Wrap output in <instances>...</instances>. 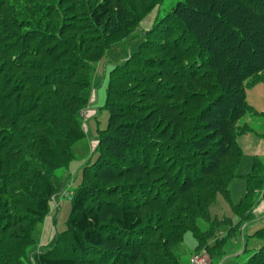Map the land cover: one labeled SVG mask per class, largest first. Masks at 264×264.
Wrapping results in <instances>:
<instances>
[{"label":"trees","instance_id":"trees-1","mask_svg":"<svg viewBox=\"0 0 264 264\" xmlns=\"http://www.w3.org/2000/svg\"><path fill=\"white\" fill-rule=\"evenodd\" d=\"M163 1L133 17V7L121 12L118 0H101L87 17L72 0H0V264H185L176 252L185 232L196 239L194 253L218 255L220 226L227 241L253 219L264 187L257 156L244 196L230 204L238 222L211 220L208 208L217 194L230 203L243 156L236 139L251 132L238 122L259 116L244 91L264 83V0H179L109 71L97 157L69 190L65 230L53 229L50 199L69 184L71 147L84 138L78 116L89 104L81 93L90 73ZM118 12L134 25L105 32ZM58 169L66 174L57 177L60 191ZM93 250H103L101 262L78 258ZM248 256L242 264H264V245Z\"/></svg>","mask_w":264,"mask_h":264},{"label":"rangeland","instance_id":"rangeland-1","mask_svg":"<svg viewBox=\"0 0 264 264\" xmlns=\"http://www.w3.org/2000/svg\"><path fill=\"white\" fill-rule=\"evenodd\" d=\"M72 1L76 2L77 4H82L80 8L88 17L91 11V7H95L101 0ZM118 1L119 2L117 4H119L120 8L126 7L129 9L130 7H133L134 10L131 12V14L133 15V17H137L138 14L142 16L144 11L147 10L148 5L157 0ZM122 1H128V4L126 5V3H123ZM177 1L179 0H164L162 7L156 6L149 14L143 16L138 25L134 27V35L128 37L122 42L111 46V48L107 50V52H105L102 59L94 66V69L91 71L90 86L81 93V95L88 100L89 104L86 108L80 111L78 116L79 125L84 133V138L74 143L71 147L70 152L72 154V160L67 167V173L70 174V180L68 181L69 184H67V189H63L61 193L50 199V206H57L54 211L50 213L51 218L55 220L53 223V229L55 232L62 233L65 230L71 207L69 196L70 194L72 195V193L69 190L73 191V189L81 184L82 166L84 165V163L91 165L97 157V153L94 152V149L97 145L96 140L98 138L99 132H102L106 129L107 123L109 121V112L106 110V108H104L105 88L107 85L109 71L114 66L123 64L125 58L129 54L135 53L138 50L139 45L143 41L142 33L151 28L156 16H158V12H160L161 16L164 15V13L171 7H173ZM122 11L125 12L126 10L123 8L121 9V12ZM113 14H115V10H113ZM84 19L82 20L84 21ZM126 21L130 22V20H125L124 14L122 15V13L119 14L118 12L116 21L114 20L113 16L112 20H110L109 22L110 26L104 28V30L105 32L110 31L112 34H114L115 27L113 26L115 25H118L119 29H123L125 24L129 27H132L134 25L133 23H127ZM44 26L45 22L43 21L42 26L40 28L38 26L37 27L39 29H43ZM262 77L264 78V71L262 73ZM244 93L247 105L250 106L255 112H257L259 116H244L238 122L239 127L244 126L246 127V129H249L253 133L250 132L245 135H241L236 139V143L242 149L243 156L241 157L236 172V177L232 179L228 184L227 190L230 203H228L221 194H217L214 201L208 208V215L211 220L220 221L224 218H232L231 224H236V222H238V218L232 217L230 204H237L244 196L246 190L245 177L251 172L253 158L256 156L263 159V161H261V166H258V170L260 169V173L264 176V140L257 136V134H261L263 122L261 115H264V83H259L253 86L247 85L245 86ZM208 134L209 133L205 132L202 134L203 137L206 138V140ZM213 143L214 141H210V143L208 144L213 146ZM37 150L39 152L40 148ZM37 150H35L34 153H36ZM259 152L262 153L261 156L258 154ZM63 173L64 171L62 169H58L55 172L57 176L53 178V185L55 189L59 191L61 190L62 183L61 180L57 177L61 176ZM64 175L66 176V174H63L62 179L65 181ZM256 202L257 204L251 212L253 219L249 222L243 220L238 226V230H236L235 232L236 234L234 233V236L232 238L229 237L226 241L224 238L227 237V235L223 234L222 232L224 231L225 233L228 228L220 226V233L215 235V239L219 241L220 244L221 242L223 243L222 246H220V248H224L223 251H219L218 255L216 253L211 254L207 249L204 248L199 251L200 253L205 255L210 264H242L246 261L248 255L250 256L259 247L264 245V237H258V234L264 232V187L259 191ZM24 223L25 222H21L20 226L22 229H27L30 225V221H28L26 224ZM196 223L200 224L198 221ZM44 225L36 226L32 234V237L36 242L40 241ZM203 225L204 224H201L200 228H202ZM12 232L14 231H11L9 233L7 232L6 236ZM46 233L47 230L45 231V234ZM196 248V239H194L193 235L190 232H185L183 234L182 245L176 249V252L179 253V256H182L178 258V261L186 264L187 260L189 261L191 256L197 254L194 253L196 251ZM244 248L247 251L246 253L241 254ZM103 250L101 252L93 250V253H88L84 257L78 258L82 259V261L85 260L88 263H91L92 261L99 263L101 261L98 259V253H103ZM235 253L241 255L236 257ZM30 261V263L33 262L32 259Z\"/></svg>","mask_w":264,"mask_h":264},{"label":"built area","instance_id":"built-area-1","mask_svg":"<svg viewBox=\"0 0 264 264\" xmlns=\"http://www.w3.org/2000/svg\"><path fill=\"white\" fill-rule=\"evenodd\" d=\"M189 264H210L204 254L197 253L190 257Z\"/></svg>","mask_w":264,"mask_h":264},{"label":"crops","instance_id":"crops-1","mask_svg":"<svg viewBox=\"0 0 264 264\" xmlns=\"http://www.w3.org/2000/svg\"><path fill=\"white\" fill-rule=\"evenodd\" d=\"M260 156L262 155V153L261 152H259L258 153ZM65 188L67 189V185L65 186ZM42 239V238H41ZM236 255L235 256H239L240 254H237V253H235Z\"/></svg>","mask_w":264,"mask_h":264}]
</instances>
